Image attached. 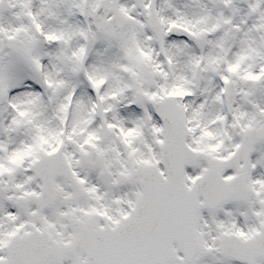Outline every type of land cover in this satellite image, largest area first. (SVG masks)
Returning <instances> with one entry per match:
<instances>
[{"label": "snow or ice", "instance_id": "snow-or-ice-1", "mask_svg": "<svg viewBox=\"0 0 264 264\" xmlns=\"http://www.w3.org/2000/svg\"><path fill=\"white\" fill-rule=\"evenodd\" d=\"M0 264H264V0H0Z\"/></svg>", "mask_w": 264, "mask_h": 264}]
</instances>
